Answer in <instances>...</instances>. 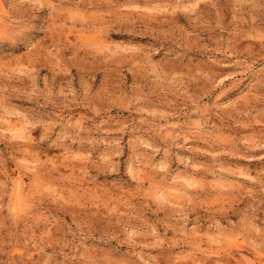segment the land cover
Here are the masks:
<instances>
[{
    "label": "rangeland",
    "instance_id": "1",
    "mask_svg": "<svg viewBox=\"0 0 264 264\" xmlns=\"http://www.w3.org/2000/svg\"><path fill=\"white\" fill-rule=\"evenodd\" d=\"M0 264H264V0H0Z\"/></svg>",
    "mask_w": 264,
    "mask_h": 264
}]
</instances>
